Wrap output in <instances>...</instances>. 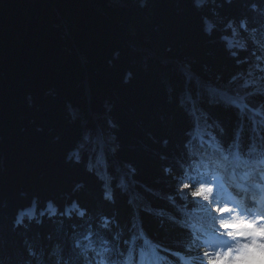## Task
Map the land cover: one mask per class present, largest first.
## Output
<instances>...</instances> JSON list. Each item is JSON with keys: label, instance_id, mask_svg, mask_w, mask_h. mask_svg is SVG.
<instances>
[{"label": "trees", "instance_id": "1", "mask_svg": "<svg viewBox=\"0 0 264 264\" xmlns=\"http://www.w3.org/2000/svg\"><path fill=\"white\" fill-rule=\"evenodd\" d=\"M197 1L0 0V264H95L75 247L89 226L97 250L101 238L125 254L133 237L145 247L143 233L171 264L174 253L203 258L189 228L197 200L178 191L202 157L196 140L186 145L199 116L225 146L239 132L244 150L249 110L241 119L207 89L264 111V96L243 87L264 49V0ZM233 28L244 48H227ZM98 125L115 145L104 152L109 181L88 170ZM73 203L84 217L62 214Z\"/></svg>", "mask_w": 264, "mask_h": 264}, {"label": "snow or ice", "instance_id": "2", "mask_svg": "<svg viewBox=\"0 0 264 264\" xmlns=\"http://www.w3.org/2000/svg\"><path fill=\"white\" fill-rule=\"evenodd\" d=\"M229 28H232V25H228ZM241 28H245V22L241 21L240 23ZM212 26L209 25L207 30L210 32ZM246 30V29H245ZM233 39H227V48L233 49V48H244V44L235 41V37L237 36V31L235 28H233ZM264 47V46H262ZM231 55L235 57L237 55V52L232 51ZM257 59H260V57H257ZM259 67V66H257ZM264 71V69H261ZM248 76L251 77L252 73L249 72ZM237 77H232L233 80H235ZM261 80H264V77H261ZM258 83L257 80L254 79H247L244 82L243 87L248 88L250 86L256 85ZM208 93L211 95L213 99V103L216 104H222L226 107H234L240 111V114L243 115L245 112V109H248L249 111H252L255 113V115H260L258 110L250 109L249 106L244 103V97L240 96L239 94H230L228 91L219 88V87H208ZM257 92H264V88H256L253 92L247 93V95H254ZM194 113H201L202 111L198 108L193 109ZM196 124L194 127V131L191 137V140L187 142V147H191L193 140H199L200 146L203 148L204 145H207V149H205V155H209L208 150H211L210 159H212V162L215 166V171H212L209 169L208 175L206 178L199 181L200 187L196 190L191 192V196L194 198H202L205 201H211L212 203H218L219 197L222 193L226 192L225 189V176L221 174V169H227L228 167H231L232 174H231V181L236 180V170L242 169L243 170V178L246 181H250V183L245 184L243 186L236 185L238 189L245 190V196L241 197V200L244 199H250L252 201L251 205H246L241 203L239 205L241 214L242 215H248L252 217L259 216L260 219H264V193H261L260 190L264 189V146H257L255 142H253L250 147L248 148L246 153H242L240 151V145H239V132L236 136V143L230 146L228 151H225L222 147L220 142L217 140V137L212 135L211 133L207 132L206 130H202L199 116L195 117ZM250 119H253L250 117ZM253 123H255V120L253 119ZM260 123H264V120L260 121ZM222 130V129H221ZM205 136H208L209 139H205ZM85 139L87 140L88 137L86 136ZM264 139V138H262ZM114 151V150H113ZM77 156V161L80 160V156L78 153H74ZM98 162L105 163L106 161L103 157V155H99L97 157ZM198 166H204V161H194ZM93 164L89 162L88 164V170L91 171L93 168ZM134 171V170H133ZM101 179L105 181H109L112 179L107 173L103 176H101ZM105 188H108V183H105ZM120 186H123L122 183ZM184 189L190 188V185L188 183L183 184ZM206 190H210L207 194H205ZM251 192L252 194L249 196L247 193ZM180 196H187L188 193L184 191L179 192ZM260 196L259 199H257V196ZM105 199L109 201L114 202L113 193L111 190H108L105 192ZM169 199H172L169 197ZM174 203V201H173ZM203 207V205H201ZM72 208H77V204L73 203ZM48 210L49 214L52 216L56 215V209L53 208L52 204H48ZM231 211V209L226 208L225 212ZM67 214V210L65 213ZM162 214V213H161ZM24 216H33V211L29 210L27 212L21 213L20 217L16 219V224H21L22 219ZM79 216L84 217L85 211L81 210L79 211ZM103 220V223L101 227L107 229L109 226V220L105 217L101 218ZM259 222V220L253 218L248 220L247 222L241 221L238 225H235L236 227L242 229L240 232L241 236H244L246 238H252L255 237L254 243L245 244L244 252L238 257H236V260L240 262V264H250L251 260L253 259V255L255 253H259L261 255H264V227H262ZM94 233L91 231V226H89V231L87 234L83 235L82 240H77L75 243L76 248H81L84 253H87L88 251L95 252L98 259L95 261V264H134L135 257L137 255V252L140 256V262L139 264H145L144 257L148 254V251L145 247H140L137 249L135 241L139 237H133L132 241H126L125 243H128L130 246L128 248L127 253L119 251L116 248H110L107 246V240L101 238L100 244L101 247L99 250H97L94 245L95 241L93 240ZM193 235L195 236L196 233L193 232ZM143 236V233H141V237ZM83 241H86V243H83ZM196 242L193 241V244ZM145 244H147V241L145 240ZM199 247V245H197ZM205 256H208L209 253L206 251L204 253ZM125 257L124 259L119 258H113V257ZM88 264H92V261L89 260ZM148 264H154V262H148Z\"/></svg>", "mask_w": 264, "mask_h": 264}, {"label": "rangeland", "instance_id": "3", "mask_svg": "<svg viewBox=\"0 0 264 264\" xmlns=\"http://www.w3.org/2000/svg\"><path fill=\"white\" fill-rule=\"evenodd\" d=\"M202 1L203 0H198L197 2L198 3H202ZM209 25L210 24L207 23L206 24V28H208ZM237 36L241 39V36L239 35V33L237 34ZM225 38L233 39V36H226ZM227 39H225L226 44H227ZM234 39L236 41L237 38L235 37ZM240 43H244V41L241 40ZM257 57H260V59H257ZM257 66H259V67H257ZM261 69H264V49L259 52V55L255 56L254 61L251 64V70L249 72L252 73V76L251 77L248 76V77H246L244 79V82L247 79H254V80L258 81V83L256 85H253V89L254 90L256 88H264V80H261V77H264V71H262ZM243 85H244V83H243ZM257 94H260V95L264 96V92H257ZM187 99L190 100V96H188ZM260 109L258 108L256 110H258L259 113H260V111H261ZM256 126L259 127L258 124L255 125V123H253L252 127L254 129H256ZM201 127H203L202 130H206L204 128V126L201 125ZM97 137H98V134L95 135L93 141L95 142L96 145L101 147L99 145V143H98L99 140H98ZM106 138H107L106 144L110 143V145H114L113 142H112L113 140H112L111 134H108L106 136ZM98 156H99V153H97V157ZM228 173H229V171L224 175L222 173V170H221V174L224 175L225 178H226ZM204 178L205 177H201L197 181L199 186H200L199 181H201ZM191 179H192L191 180V183H192L196 178L192 177ZM178 183H179L178 191L179 192L180 191L187 192L188 193L187 196H190L191 195V191H193V189H184L183 188V184L184 183H188V182L186 180H179ZM190 188H191V185H190ZM205 194H207V193L205 192ZM182 197L185 198L186 196H182ZM221 197L224 198L225 194L224 193L221 194V196L218 198L219 199L218 203H222V205H218V204L216 205V203H212L211 201H205L202 198H196L197 203H198L197 209H199L198 211L201 210V214H203V211H207V215L205 214L206 215V217H205L206 220H204V221L199 220L200 224L196 227V229H199L200 234L202 232V234L205 236L203 242H204V245L207 247V250H208V253H209V255L206 257V259L208 261L212 260L214 262V264H215V262L217 261V258L219 257V260L222 261L223 264H240V262H238L236 260V257L240 256L242 254V252H244V247L243 246L245 244H249V243H245L242 240V239L245 238L244 236L240 235V232L242 230H239L240 228L236 227L235 225H238L240 223V221H245L246 222V221H248L247 219L250 220V218H249L248 215H241V213L237 214V212H233V213H230V211H227V212L223 211L222 212L221 210L224 209L227 206V204H225V198H224V200H222ZM201 205H203V207H201ZM231 209H232V205H231ZM197 213H199V212H197ZM239 218H240V220H239ZM225 224L228 225V226L226 227ZM210 225L214 226L216 228V230L214 231L213 227H211ZM231 229H234V230L236 229L237 231H239L238 233H236V234H239V235L236 236L235 239H233L232 237H228V233H229V231ZM214 239H217V240H228V241H230V243H228V245H232L233 243L234 244L232 245L231 248L225 250L223 253L222 252L220 253V248L218 246L216 247V250L213 249V245L216 244L214 242ZM230 249L239 250V253L234 255V257H231ZM152 252H153V250H152ZM154 253L156 254L157 252L154 251ZM155 254H154L155 260L153 261L152 255L148 252V254L143 258L145 264H148V262H154V264H164L163 261H159L160 257L158 255L156 256ZM140 259L141 258H140L139 254H138L137 264H139ZM233 259L236 260L235 263H233ZM186 263L190 264L188 261Z\"/></svg>", "mask_w": 264, "mask_h": 264}, {"label": "clouds", "instance_id": "4", "mask_svg": "<svg viewBox=\"0 0 264 264\" xmlns=\"http://www.w3.org/2000/svg\"><path fill=\"white\" fill-rule=\"evenodd\" d=\"M210 190H206V193H208ZM226 208L222 209L221 211H225ZM225 226L227 227L228 225L225 224ZM262 227H264V225H261ZM229 236H232L233 239H235V237L233 236V234L231 232L228 233ZM255 241V237H252L249 239V243H254ZM208 264H214V262L212 260H209ZM215 264H223L222 261L219 260V257L217 258V261L215 262ZM250 264H264V255H261L259 253H255L253 255V259L251 260Z\"/></svg>", "mask_w": 264, "mask_h": 264}, {"label": "bare ground", "instance_id": "5", "mask_svg": "<svg viewBox=\"0 0 264 264\" xmlns=\"http://www.w3.org/2000/svg\"><path fill=\"white\" fill-rule=\"evenodd\" d=\"M113 144H114V143H113ZM114 147H115V145H114ZM94 166H95V165H94ZM105 168H106V167H105ZM228 194H229V192L226 193V195H228ZM223 203H224V202H223ZM250 204H251V203H250ZM227 206L229 207V209H231V204L228 203ZM232 208H233V205H232ZM236 210H237V208H235V211H236ZM238 210L241 211L240 208H238ZM24 212H25V211H23L22 213H24ZM237 214H239V213H237ZM20 215H21V214H20ZM20 215H19L18 217H20ZM241 215H242V214H241ZM236 217H237V216H236ZM240 218H241V217H240ZM240 218H239V220H240ZM241 220H242V219H241ZM247 220H249V219H247ZM260 220H262V219H260ZM240 222H241V221H240ZM246 222H247V221H246ZM260 223H261V224H264V223H262V222H260ZM249 239H250V238H246V237H245V238L243 239V241L246 242V243H249ZM231 244H232V243H231ZM233 244H234V243H233ZM233 244H232V245H233ZM218 246L221 247L220 251H223L225 248H227V247L225 246V244H223V243H221V242L218 243ZM220 253H221V252H220ZM232 253H234V252H232Z\"/></svg>", "mask_w": 264, "mask_h": 264}, {"label": "water", "instance_id": "6", "mask_svg": "<svg viewBox=\"0 0 264 264\" xmlns=\"http://www.w3.org/2000/svg\"><path fill=\"white\" fill-rule=\"evenodd\" d=\"M213 87H216V86H213ZM240 96H243L244 99L246 98L245 95H240ZM257 108L260 109V107H257ZM260 110L264 114V111L262 110V108ZM97 132H98V140H99L100 144L105 148L107 146V144L103 141L102 133L100 132V127H98Z\"/></svg>", "mask_w": 264, "mask_h": 264}]
</instances>
